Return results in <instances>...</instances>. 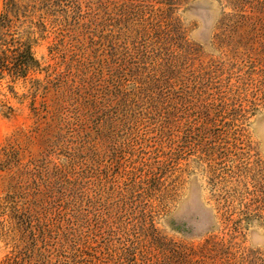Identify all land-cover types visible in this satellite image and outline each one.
I'll list each match as a JSON object with an SVG mask.
<instances>
[{"label": "rangeland", "instance_id": "1", "mask_svg": "<svg viewBox=\"0 0 264 264\" xmlns=\"http://www.w3.org/2000/svg\"><path fill=\"white\" fill-rule=\"evenodd\" d=\"M23 48L0 264H264V0H0Z\"/></svg>", "mask_w": 264, "mask_h": 264}, {"label": "trees", "instance_id": "2", "mask_svg": "<svg viewBox=\"0 0 264 264\" xmlns=\"http://www.w3.org/2000/svg\"><path fill=\"white\" fill-rule=\"evenodd\" d=\"M1 54L2 56L0 57V73L6 71L14 78L25 77L27 73L36 70V68L38 67L37 62L33 58V55L30 51V48H23L17 57H9L5 53ZM36 115H39L38 112H36ZM2 162L3 161H1L0 159V164ZM17 230L18 228L15 229V231Z\"/></svg>", "mask_w": 264, "mask_h": 264}]
</instances>
